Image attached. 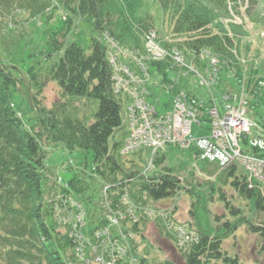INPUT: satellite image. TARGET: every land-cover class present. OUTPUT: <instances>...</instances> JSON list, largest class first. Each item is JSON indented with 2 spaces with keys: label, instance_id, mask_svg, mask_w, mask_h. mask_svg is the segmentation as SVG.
<instances>
[{
  "label": "trees",
  "instance_id": "obj_1",
  "mask_svg": "<svg viewBox=\"0 0 264 264\" xmlns=\"http://www.w3.org/2000/svg\"><path fill=\"white\" fill-rule=\"evenodd\" d=\"M50 1L56 0H0V17L3 15L1 11L11 10L15 3L18 7L25 4L32 14H39L51 6ZM56 2L62 3L75 16L89 18L95 30L108 28L109 34L123 46L141 48L140 29L152 27L146 19L136 18L141 0ZM155 2L161 11L169 13L171 33L185 36L183 44L186 48H210L223 58L228 57L234 43L240 41L238 37L234 40L228 36V27L236 36H243L245 32L240 25L228 23L226 27L221 21L231 17L229 0ZM253 3L250 0V4ZM249 16L264 28V15L253 18L249 12ZM56 49H61V46ZM106 50V46L97 39L92 40L89 53L74 42L66 45L52 66V79L60 91L59 102L46 108L40 99L34 97L36 115L32 126L27 125L14 106L18 79L0 60V264H84L75 255L73 238L68 235L67 226L58 220L57 211L64 208L65 198L80 201L87 220L85 232L91 235L105 226L100 205V181L113 182L118 176L134 177L131 198L139 204L133 210L139 220L130 225L123 223L121 229L127 234L142 235L141 228L151 218L161 234L178 244L177 234L172 229L179 223L174 216L175 205L162 210L161 206L152 203L176 196L181 190L194 194V186L183 185V181L168 167H163V172L145 177L140 175L141 170L136 163L125 166L119 149L126 132L122 125L121 104L113 92L112 70L106 59ZM153 64L164 75L167 63ZM76 100L92 106L90 115L78 112L74 106ZM251 104L254 109H264L263 89L257 90ZM119 133L120 139L117 138ZM58 144L68 152H90L93 171L88 173L78 168L67 186L57 183L45 159L47 148ZM163 160L164 155L156 157L155 164L158 166ZM202 162L200 169L213 175V181H206L209 198L217 192L224 213L215 216L217 223L214 229L199 224L196 217L191 230L197 239L178 245L182 264H241L236 254L223 247V241L234 235L241 224L259 237L258 250L264 253V224L252 221L260 212L264 218L263 192L248 180L246 172L238 164L232 163L218 171L214 164ZM224 187L237 194L244 203L243 208L233 205L232 198L235 197L233 194L227 197ZM110 197L113 199L114 195ZM147 205L155 208L151 217L144 214ZM116 228L112 227L113 235ZM131 248L136 254L133 242ZM140 259L145 263L144 257ZM115 264L127 262L118 260ZM161 264L171 263L165 261Z\"/></svg>",
  "mask_w": 264,
  "mask_h": 264
},
{
  "label": "rangeland",
  "instance_id": "obj_2",
  "mask_svg": "<svg viewBox=\"0 0 264 264\" xmlns=\"http://www.w3.org/2000/svg\"><path fill=\"white\" fill-rule=\"evenodd\" d=\"M56 1H50V7L35 15L32 14V10L28 6L24 4L23 7H18L17 3L11 10L1 11L3 15L0 17V60L11 68L18 79V88L13 99L14 106L29 126L35 125L34 97L40 99L41 104L46 108H51L54 103L59 102L60 91L58 84L52 79V66L58 61L66 45L74 42L85 53H89L92 40L99 37L104 40L102 33L104 31L108 32V28L103 31L95 30L89 18L75 16L70 12L71 10ZM232 1L229 0L228 4L231 10L230 15H232L230 19H226V23L240 25L242 30L245 31L243 36L238 39L240 40L238 50L241 55L245 54V50L249 48L250 43H253V47L249 52L254 54L252 55L255 59L253 67H257L258 73L259 71L263 73L264 38L259 36L258 31L264 30V28L260 23L255 24L251 20L249 12L253 18L263 16L264 0H252L254 6L250 4V0ZM141 2V7L136 11V18L146 19L161 37L170 35L169 13L161 11L155 0H141ZM223 22H225V19ZM228 32L231 33L232 31L229 29ZM246 45L248 48H246ZM60 46L61 49H56ZM229 73L235 79L232 80L231 77L228 79L223 78V84L226 89L235 92L236 87L240 84L234 66L229 65ZM166 74H168L167 79L169 81L163 80V75L157 68L154 66L150 68L147 100L148 103L156 106L158 112L164 113L173 106L174 94L169 89L170 81H174L176 88L194 94L196 98L206 104H211L209 99L210 96H213L218 109H221L223 98L219 86L217 88L212 86L210 93L193 73L183 75L169 71ZM261 86L264 87V84H261ZM74 106L78 108L79 113L86 112L87 115L91 113L92 106L89 104L85 105L76 100ZM257 110L260 111V109ZM251 118L257 120V118ZM204 126L206 124L200 127L194 122L192 126L193 135L197 137L206 135L208 129ZM117 138L120 139V133ZM240 145L244 146L242 141H240ZM161 153L164 155V161L159 164L158 170L163 172V167L170 168L182 179L183 185L189 186V184H192L195 193L190 194L185 190H181L176 196L163 198L160 202L176 204V219L184 223L189 229H193L195 226L196 217L199 219V224L214 229L217 223L215 216L224 213V206L217 199V192L213 193V198H209L206 181H213V175H208L207 172L200 169L203 162L195 158L191 149H181L176 145H169L159 153V158ZM139 154H141V151ZM133 156L135 155H129V157ZM45 161L53 170L55 176L60 177L62 183H67L78 168H83L88 173H91L94 168L93 157L90 152L85 150L68 152L60 144L47 148ZM209 168L212 169V167ZM200 183L201 185H199ZM215 185L217 184L215 183ZM224 188L227 197L230 198V195H234L235 198H232L233 205L243 208L244 203L238 199L237 194L228 187ZM192 211L194 212L191 213ZM245 214L248 213L245 212ZM262 215L260 212L252 221L263 225L264 218ZM141 232L142 235H135L134 239L137 252L141 258L146 259V264H161L165 261L171 264H182L181 252L176 243L158 231L156 225L154 226L153 219L145 223L141 228ZM258 243L259 237L249 232L246 225L241 224L234 235L228 236L223 241V247L229 253L236 254L241 264H264V253L259 252Z\"/></svg>",
  "mask_w": 264,
  "mask_h": 264
},
{
  "label": "built area",
  "instance_id": "obj_3",
  "mask_svg": "<svg viewBox=\"0 0 264 264\" xmlns=\"http://www.w3.org/2000/svg\"><path fill=\"white\" fill-rule=\"evenodd\" d=\"M145 41V53L132 55L133 69L118 63L113 55L108 58L114 68L115 93L124 101L123 121L128 129L121 154L139 149L149 150L147 168L150 169L156 152L166 145L194 146L202 159L216 162L220 169L232 163L241 165L249 180L256 181L264 193V114L257 124L246 117L248 109L244 100L238 103L224 102L219 110L213 99L206 106L183 91L174 95L170 112L159 113L146 99V61L170 58L176 66L194 73L202 84L209 87L218 80L219 60L208 51H193V58L187 60L177 49L162 47L154 31L145 34ZM194 60L199 64L206 60L203 66L205 75L195 68ZM223 97L228 99L229 95L224 94ZM202 113L209 118L208 133L195 137L192 124L197 122L202 125L198 120V115ZM240 141L244 147L240 146ZM133 180L134 177H118L113 183L104 185L103 206L108 210L105 215L107 227L95 231L91 236H85L80 230L84 224V213L80 206L70 199L64 200L60 219L72 226L70 236L75 243L76 255L85 264H115L118 260L127 264H141L131 248L130 236L119 228L128 217L131 219L126 223L137 221L132 210L138 205L129 196ZM110 195H114V198ZM113 207L118 209L114 210ZM113 226H117L115 235L110 231ZM174 231L182 245L194 240V236L186 233L182 226L174 227Z\"/></svg>",
  "mask_w": 264,
  "mask_h": 264
},
{
  "label": "bare ground",
  "instance_id": "obj_4",
  "mask_svg": "<svg viewBox=\"0 0 264 264\" xmlns=\"http://www.w3.org/2000/svg\"><path fill=\"white\" fill-rule=\"evenodd\" d=\"M222 85V84H221ZM222 87H224L223 85H222ZM122 146V145H121ZM179 147H182L183 149H188V146H184V145H181V146H179ZM236 164V163H235ZM228 166V165H227ZM226 166V167H227ZM226 167H224V168H226ZM140 170H141V172L142 173H147L148 172V168H147V166H142L141 168H140ZM180 179V178H179ZM182 180V179H181ZM141 264H145V263H143V262H141Z\"/></svg>",
  "mask_w": 264,
  "mask_h": 264
}]
</instances>
